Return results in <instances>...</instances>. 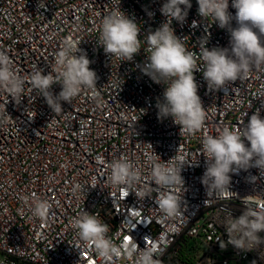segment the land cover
<instances>
[{
  "label": "built area",
  "instance_id": "built-area-1",
  "mask_svg": "<svg viewBox=\"0 0 264 264\" xmlns=\"http://www.w3.org/2000/svg\"><path fill=\"white\" fill-rule=\"evenodd\" d=\"M165 2L43 0L40 7V0H0V49L8 51L20 75L28 77L34 67L54 73L56 53L71 40L86 52L98 77L94 90L62 102L58 113L28 82L16 101L0 93V264H134L123 253L105 262L91 246H82L72 222L83 211L106 223L117 245L135 241L139 249H163L162 264H264V244L247 252L230 244L220 247L228 239L224 225L242 213V201L264 206L259 169L230 173L231 192L223 194L208 196L202 183L203 137L215 136L224 125L246 124L257 109L264 118L256 96L264 89V72H251L226 92L209 91L202 71L194 72L206 109L205 125L195 134L180 132L171 117L158 119L156 103L165 85L154 83L141 68L147 61L144 36L167 21L160 11ZM190 3L185 21L171 25L187 50L199 57L204 37L209 49L230 47L229 33L198 14L197 0ZM231 3L229 12L235 15ZM116 5L141 29L142 48L132 61L105 54L97 42L102 17ZM197 64L203 61L197 58ZM52 91L58 94L61 86L54 84ZM175 155L188 163L181 171L184 184L173 189L182 201L180 214L167 218L155 203L154 189L145 198L135 193L155 187L149 157L167 162ZM116 158L140 169L143 179L135 188L110 183L109 165ZM76 185L80 188L74 191ZM35 199L51 205L49 220L33 218L30 201Z\"/></svg>",
  "mask_w": 264,
  "mask_h": 264
},
{
  "label": "clouds",
  "instance_id": "clouds-1",
  "mask_svg": "<svg viewBox=\"0 0 264 264\" xmlns=\"http://www.w3.org/2000/svg\"><path fill=\"white\" fill-rule=\"evenodd\" d=\"M197 3L198 14L203 19L211 18L220 29L229 33L230 47L209 49L206 47L207 37H204L199 41V57L188 51L184 40L175 34L171 25L173 20L185 21L192 6L190 0H166L160 11L167 21L144 36L147 61L141 68L154 83L165 85L162 99L156 103L157 118L171 117L180 126V132L186 134L200 131L206 120V109L198 95L194 72L202 71L209 91L225 92L231 83L247 79L251 72H264V0H232L235 15L229 12V0H197ZM39 6H45L43 0ZM233 20L235 27L232 26ZM140 31V26L116 5L102 17L97 42L105 54L132 61L142 48ZM197 58L203 61L202 66L197 64ZM90 64L86 52L66 40L56 53L54 73L43 74V69L34 67L25 77L15 68L8 51L0 49V93H7L16 101L22 97L28 82L31 91L42 96L52 111L58 113L63 110L62 102L70 104L82 91L96 88L98 77ZM54 84L61 86L58 94L52 91ZM256 96L264 106V89H260ZM2 119L3 112L0 111ZM202 154L206 158L202 183L208 196L231 192L230 173L257 168L264 177V118L260 110L257 109L246 124L243 121L235 128L224 125L215 136L205 135ZM149 163L150 185L155 187L140 190L135 195L138 199L145 198L154 189L158 194L155 203L161 212L167 218H175L180 214L182 201L173 189L184 184L181 171L188 162L175 155L167 162L149 157ZM109 167V180L115 187L133 189L143 179L140 169L127 158H116ZM256 179L252 177L253 181ZM79 188L80 185H76L74 191ZM24 200L29 202L28 197ZM242 202V213L228 219L224 225L228 239L223 244L220 242L222 249L230 244L247 252L264 244V236H261L264 233V206L257 207L259 201ZM50 209L46 200L30 201L33 218L49 220ZM72 227L82 246H91L105 262L123 253L134 258V264H162L163 249L154 246L139 249L135 241L117 245L107 235L109 226L97 215L83 211L73 220Z\"/></svg>",
  "mask_w": 264,
  "mask_h": 264
}]
</instances>
